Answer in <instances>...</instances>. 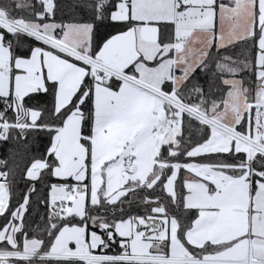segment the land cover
I'll use <instances>...</instances> for the list:
<instances>
[{
    "label": "snow or ice",
    "instance_id": "1",
    "mask_svg": "<svg viewBox=\"0 0 264 264\" xmlns=\"http://www.w3.org/2000/svg\"><path fill=\"white\" fill-rule=\"evenodd\" d=\"M39 133L0 264H264V0H0V141Z\"/></svg>",
    "mask_w": 264,
    "mask_h": 264
},
{
    "label": "trees",
    "instance_id": "2",
    "mask_svg": "<svg viewBox=\"0 0 264 264\" xmlns=\"http://www.w3.org/2000/svg\"><path fill=\"white\" fill-rule=\"evenodd\" d=\"M79 15H84L85 10H80ZM187 132V129H185ZM193 139H196L195 132L193 133ZM47 143V136L43 133L33 134L30 137L29 141L15 142L9 140L7 142L0 141V160L8 159L10 168H14L15 171V183L13 187V195L21 192L24 189L25 180L23 179V172L25 170V164L30 162V158L33 155H38L45 149V145ZM18 167H14L17 166ZM3 168H0V171H3ZM181 179L184 176L183 170L180 172ZM37 189H41L43 187L42 184L36 185ZM159 192V189H157ZM140 195H143L141 193ZM137 206L132 207L133 211L137 210ZM35 204H33V208ZM120 207V206H119ZM31 211V210H30ZM41 211L43 209L41 208Z\"/></svg>",
    "mask_w": 264,
    "mask_h": 264
},
{
    "label": "rangeland",
    "instance_id": "3",
    "mask_svg": "<svg viewBox=\"0 0 264 264\" xmlns=\"http://www.w3.org/2000/svg\"><path fill=\"white\" fill-rule=\"evenodd\" d=\"M135 205H137V204H133L132 207H134ZM119 206H120V205H117V207H119Z\"/></svg>",
    "mask_w": 264,
    "mask_h": 264
}]
</instances>
